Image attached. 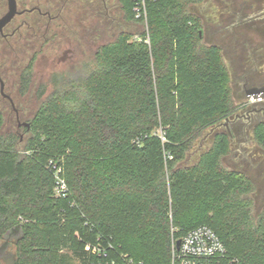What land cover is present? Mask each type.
<instances>
[{
    "label": "trees",
    "instance_id": "16d2710c",
    "mask_svg": "<svg viewBox=\"0 0 264 264\" xmlns=\"http://www.w3.org/2000/svg\"><path fill=\"white\" fill-rule=\"evenodd\" d=\"M119 1L146 30L100 46L88 72L57 75L22 149L17 135L1 132L0 109V264H87L97 243L141 264H172L173 239L200 225L238 264H264L253 182L223 162L230 134L216 132L196 162H184L205 131L246 107L236 105L221 46L205 41L193 11L202 0ZM249 1V12H236L264 38V1ZM46 22L41 17V46L50 41ZM23 29L18 41L38 32ZM37 53L21 69L23 91ZM244 83L245 91L264 79ZM253 134L264 148V121ZM54 165L67 182L65 197L56 196Z\"/></svg>",
    "mask_w": 264,
    "mask_h": 264
},
{
    "label": "rangeland",
    "instance_id": "374dc122",
    "mask_svg": "<svg viewBox=\"0 0 264 264\" xmlns=\"http://www.w3.org/2000/svg\"><path fill=\"white\" fill-rule=\"evenodd\" d=\"M37 1L39 0H19V9L30 7ZM243 3L244 0H202L193 7L205 27V41L217 43L222 48L230 70L231 86L237 106L247 98L244 91L245 78L251 82L264 79V48L260 49L261 39L264 38L252 30L247 22H242L237 14L238 9H242L244 13L250 11L244 8ZM6 11L7 0H0V15ZM64 16L65 22L54 21L50 26V34L55 32L56 36L43 44L40 52L38 51L33 62L32 81L25 91L20 86L18 73L29 59L24 51L30 47L14 37L11 39L12 43L10 41L9 50L4 51L3 47L7 45L5 40L0 39V73L6 84L5 93L9 94L16 107L22 110V122L28 121L26 118H32L43 101L53 93L57 75L77 73L79 70L88 72L94 66L96 51L100 46L115 41L122 32L139 35L146 30L144 24L127 19L119 0H78L73 8L70 5L66 7ZM19 20L21 19L16 18L15 21ZM86 36L88 40H83ZM70 47H77L75 54L67 53V57L61 59L65 56L64 50ZM245 70L250 73L256 71L250 75L245 74ZM253 76L260 78L255 79ZM0 109L4 117L1 132L17 135L22 149L31 132L26 130V126H18L11 103L1 93ZM236 113L242 114V109H237ZM260 121H264L261 111L252 113L251 118L244 121L236 119L233 115L214 129L205 131L184 161L196 162L200 154L211 145L214 134L227 131L231 139V152L224 158V165L242 172L253 182V195L250 196L255 214L261 206L257 197L259 194L262 196L261 184L264 182V148L257 143L253 134L254 127ZM240 124L242 126L238 128ZM9 250L13 248L10 247Z\"/></svg>",
    "mask_w": 264,
    "mask_h": 264
},
{
    "label": "built area",
    "instance_id": "2783aa9c",
    "mask_svg": "<svg viewBox=\"0 0 264 264\" xmlns=\"http://www.w3.org/2000/svg\"><path fill=\"white\" fill-rule=\"evenodd\" d=\"M144 6V0H141ZM264 102V94L245 98L244 105L252 106ZM52 164V161L51 163ZM56 169V196L65 197L68 193L67 182L60 176L62 168ZM93 258L87 264H141L127 253L117 251L113 244L97 243L89 245ZM81 264V263H78ZM172 264H238L229 257L227 248L217 233L207 225L197 226L181 238L180 246L173 239Z\"/></svg>",
    "mask_w": 264,
    "mask_h": 264
},
{
    "label": "flooded vegetation",
    "instance_id": "af4514ba",
    "mask_svg": "<svg viewBox=\"0 0 264 264\" xmlns=\"http://www.w3.org/2000/svg\"><path fill=\"white\" fill-rule=\"evenodd\" d=\"M249 1V0H247ZM264 1V0H263ZM105 2V0H104ZM17 3H18V10L20 13H18L14 18L13 20L5 27L4 29V35H1L3 36L5 42H6V45L7 47H3V50L6 51L9 47L8 44H10V38H14L16 37V34L18 31L22 30L23 28L25 27H30V26H34V27H38V32L36 31V29H34V37L33 35H30L29 34V39L26 40V38L22 35L20 37V41H22L23 43H25L26 41L29 42L27 47L29 46L30 48L26 51H24V54L25 56H28L29 59H33L34 56H35V53L36 52H40L41 50V41H40V27H41V17L43 18H46L47 19V22H46V25L48 27H50L52 25V23L54 24V21H58V20H61V22H64L66 21V17L64 16V11H66V7L67 6H71V8L74 7V4L75 3H78V0H39L37 1L34 5L32 6H26L22 9H19V0H17ZM249 4V2H248ZM7 10H8V1H7ZM7 12V11H6ZM5 12V13H6ZM54 12V14H53ZM4 13V14H5ZM3 14V15H4ZM37 14V16L39 17L38 18V21L34 22L33 24H31V22L26 18V15H35ZM2 16V15H0ZM16 18H19L21 20L19 21H15ZM8 26H12V29H8ZM54 36H56L55 32L52 33V35L49 37V40L51 41V39L53 40ZM88 40L87 36L85 38H83V40ZM77 42L79 40H76ZM80 42V41H79ZM88 43V41H86ZM24 45V44H23ZM23 49H24V46H22ZM31 48L33 50H31ZM75 48H67L64 50V57H62L61 59H65L67 57V53H71L72 55L75 54ZM26 49V48H25ZM9 50V49H8ZM98 51V49H97ZM96 51V53H97ZM30 55V56H29ZM1 63H0V71H1ZM22 70H20V72L18 73V78L20 79V74H21ZM0 76H1V73H0ZM6 86V84H5ZM0 93H1V87H0ZM2 94V93H1ZM9 95V94H7ZM3 96V95H2ZM10 96V95H9ZM4 97V96H3ZM6 99L9 100V102L11 103L12 105V108L15 112V115H16V119H17V122H18V126H27L28 128H30V125L28 126L27 123H30L31 119H33L37 113V111L35 112V114L33 115L32 118H26L28 119V121H25V122H22L21 119V112L22 110L18 109L16 107V104H15V101L13 100V98L10 96V98H7L5 97ZM45 101V100H44ZM43 101V102H44ZM41 106V105H40ZM39 106V107H40ZM256 111H261V113L263 114L264 116V107L263 106H259L258 105H252V106H246L245 109L242 111V114H235V117L236 119H239V120H245V119H250L251 118V115L252 113H255ZM242 126V124L239 125L238 128H240ZM236 132V131H235ZM261 191H262V196L259 194V196L257 197L258 201H260V207H259V212H257V214L255 215H258V214H261L264 216V182H262L261 184ZM251 195H253V192L251 193ZM250 196V195H249ZM251 197V196H250Z\"/></svg>",
    "mask_w": 264,
    "mask_h": 264
},
{
    "label": "water",
    "instance_id": "95a60500",
    "mask_svg": "<svg viewBox=\"0 0 264 264\" xmlns=\"http://www.w3.org/2000/svg\"><path fill=\"white\" fill-rule=\"evenodd\" d=\"M8 1V10L7 12L0 16V36L4 35V29L5 27L13 20V18L20 13L18 10V3L17 0H7ZM0 87H1V93L4 97L10 98L7 93H5V82L0 76ZM245 94L247 97L253 96V95H259L264 94V85L262 86H252L248 87L245 90ZM29 126L30 123H27ZM181 239L177 240V247L180 246Z\"/></svg>",
    "mask_w": 264,
    "mask_h": 264
}]
</instances>
